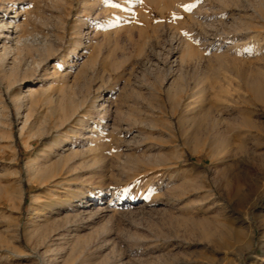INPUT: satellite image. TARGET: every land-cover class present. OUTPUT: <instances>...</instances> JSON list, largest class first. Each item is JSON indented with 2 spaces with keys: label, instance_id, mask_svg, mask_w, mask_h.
<instances>
[{
  "label": "rangeland",
  "instance_id": "rangeland-1",
  "mask_svg": "<svg viewBox=\"0 0 264 264\" xmlns=\"http://www.w3.org/2000/svg\"><path fill=\"white\" fill-rule=\"evenodd\" d=\"M2 19L54 48L0 75V264H264V0H0Z\"/></svg>",
  "mask_w": 264,
  "mask_h": 264
},
{
  "label": "bare ground",
  "instance_id": "bare-ground-1",
  "mask_svg": "<svg viewBox=\"0 0 264 264\" xmlns=\"http://www.w3.org/2000/svg\"><path fill=\"white\" fill-rule=\"evenodd\" d=\"M3 8H5V6H3ZM11 25H13L14 29L11 32L12 39H7V35H3L2 33L3 31L6 32V28H10ZM0 38H2L0 40V75L11 78L12 75L17 74V76H19L18 80L20 81L24 80L28 76H32L34 72L39 68L40 62H43V60L47 58V56L53 51L54 48L48 34H37L36 37H33L28 32L27 26L25 24L17 25L15 24V21L6 22L5 19L0 20ZM255 40L257 41V39ZM247 44H249V47L255 46L253 41L248 42ZM36 84L37 82L32 83L30 87H28L25 91L27 92L28 98H30V100L34 93H36V90L32 87ZM22 98L25 97H19L18 99H16L19 104L23 102ZM19 108H21V106ZM71 114H78L77 110L75 109L70 113V115ZM27 115L28 114L24 116L26 120ZM60 115L59 118L56 119L54 124L56 128L61 127L64 120L68 118V116L64 113H60ZM8 117V110L0 105V123H6ZM26 120L24 121L26 122ZM58 143L59 142H55L53 146L55 147L59 145Z\"/></svg>",
  "mask_w": 264,
  "mask_h": 264
},
{
  "label": "snow or ice",
  "instance_id": "snow-or-ice-1",
  "mask_svg": "<svg viewBox=\"0 0 264 264\" xmlns=\"http://www.w3.org/2000/svg\"><path fill=\"white\" fill-rule=\"evenodd\" d=\"M185 7L187 8V7H190V6H185Z\"/></svg>",
  "mask_w": 264,
  "mask_h": 264
}]
</instances>
